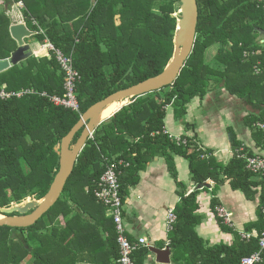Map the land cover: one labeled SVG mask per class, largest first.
<instances>
[{"label":"trees","instance_id":"16d2710c","mask_svg":"<svg viewBox=\"0 0 264 264\" xmlns=\"http://www.w3.org/2000/svg\"><path fill=\"white\" fill-rule=\"evenodd\" d=\"M20 1L24 3V23L34 32L32 36L54 48L45 56L33 53L0 72V90L34 91L21 97H0V207L21 203L28 197L45 196L60 167L61 141L81 116L98 101L166 68L175 48L179 20L175 16L176 6L181 5L180 0H14V3ZM197 1L196 41L178 78L160 90L133 97L97 126L83 147L63 194L34 225L0 227V264H22L27 257L32 264H77L80 254L89 251L87 245L95 241L97 264H118L115 222L107 207L97 201L95 190L108 163L123 159L129 163L121 167L119 176L120 195L125 204L131 188L140 182V172L157 155L165 157L180 196L174 207L177 220L169 234L174 261L240 264L244 256L259 250L257 237L242 240L234 228L218 217L216 208L221 205L217 196L220 186L228 182L246 199H258V218L247 222L245 231L257 230L260 234L264 230V174L253 173L247 168L246 158L239 157V154L256 156L261 153L258 151H264V131L256 126L264 120V7L258 0ZM6 2L8 9L12 0ZM7 9L0 11V61L10 59L18 49L10 32L13 20ZM215 45L212 64L208 52ZM57 50L71 60L79 74L76 82L79 110L56 105L42 95L66 93L67 74ZM222 89L253 107L244 122L255 146H247L234 127L229 126L233 155L225 163L218 160L214 149L199 144L197 134L182 136L187 141L183 144L171 139L166 130L168 108H173L176 118L184 120L193 100L203 101L212 90ZM190 126L195 127L196 123ZM82 130L76 133L73 143ZM173 153L188 161L195 184L190 193L179 180ZM209 179L214 182L211 210L221 228L235 235L231 244L208 246L196 231L202 221L197 213V197L202 190L199 185ZM61 216L68 217L63 228L57 224ZM106 232L107 239L103 236ZM100 249H105L108 255L102 260ZM140 249L134 253L135 264H143L149 251Z\"/></svg>","mask_w":264,"mask_h":264},{"label":"crops","instance_id":"0c3cea01","mask_svg":"<svg viewBox=\"0 0 264 264\" xmlns=\"http://www.w3.org/2000/svg\"><path fill=\"white\" fill-rule=\"evenodd\" d=\"M36 50H38V48L32 49V52L36 56H45L48 53L46 50L40 49V54H36ZM223 90L224 89L216 92L211 91L203 101L199 99L193 100L188 106V113L186 114L184 120L176 118L174 116V113H170L169 115H167L166 130L168 131L167 133L169 134V137L173 140H175L176 137H192L194 134H197L196 138L198 139L199 144H201L202 147L214 149L218 160L225 163L228 162L233 155V151H229L230 143H226L225 140L217 142L211 136L207 138L210 142V146H207L202 140V128L197 125L195 127L190 126L191 123H194L192 120L195 117L193 116L192 112V103L197 100V104H195L194 106L202 109L205 106L207 107L208 103L210 104L211 97L215 96L217 97V99H219V102H221V100H223L222 102H226L225 99L229 98L230 100L231 96L229 97L226 96L225 93H221ZM245 104L248 105L247 102H245ZM248 108L250 109H248L247 113L244 107L242 109L240 108L237 111H240L238 115L236 112V115L233 114V118L237 117L238 120H240L237 123L238 129H240V131L238 132L236 130V132H238L239 138L244 140L247 146L254 148V141L252 139L250 129L245 125L244 122L245 116L253 109L250 104L248 105ZM241 110L243 112H241ZM239 116H241V118ZM214 145L216 146L214 147ZM173 155L176 167L178 169L179 180L184 182L188 189V193H190L195 190V184L191 180L188 161L175 153H173ZM140 174V182L135 187L131 188L130 195L126 199V202L124 204L123 216L124 221L127 225L128 236L133 240H136L137 238H146L147 244L142 246L140 249L142 250L147 248L149 250L147 255H145L143 264H185L184 260H173V251L171 248L169 263L159 262L156 253L153 251V248H169V246L165 248L166 241L170 239V232L168 231L166 226L167 212L170 208L175 207L180 200L177 183L169 171L165 157L162 155L155 156L153 160L148 164L147 168L145 170H142ZM207 182H212V180L209 179ZM213 186L214 182L213 184H206L204 187H207L210 192L201 188L202 190H200L198 194L197 201L199 203V208L197 209V213L201 215L202 221L199 225L196 226V231L198 235L206 241V244L208 246H213L222 242L231 244L234 241L235 235L233 233H228L221 228L216 217L217 215L214 214L210 207L211 199L214 196L211 193V191L213 192ZM240 192L241 191L239 190H233L229 183L226 182L222 186H220L217 196L221 201V205L226 207L230 212L233 213V221L235 223L237 222L239 224H243L241 225V228H239L237 227L236 223V228H238V230H245L246 223L249 221H255L258 216L256 211V216H254V210L252 209V207H250L249 204L245 206L246 203L243 204L242 201L239 202V204H242V208L239 209L234 199H232V195H236L237 197H241V195L244 196V194L242 192L241 194ZM253 202H256L258 206V199L254 200ZM67 219L68 217L61 216L59 218L58 225L62 228L65 227ZM103 236L107 239L108 233L106 232ZM96 245V241L94 243H89L87 245V249H89V251H84L80 254V259L77 264H97V262H99L98 254L96 251H94ZM105 251V249L99 250V252L101 253L100 260L108 256L107 254L105 255ZM102 253L104 256L102 255ZM117 262L118 260L116 261V263Z\"/></svg>","mask_w":264,"mask_h":264},{"label":"water","instance_id":"95a60500","mask_svg":"<svg viewBox=\"0 0 264 264\" xmlns=\"http://www.w3.org/2000/svg\"><path fill=\"white\" fill-rule=\"evenodd\" d=\"M180 1L181 18L178 20V26L175 33L174 53L166 68L160 74L127 88L120 89L92 105L81 116L78 123L70 130V132L63 137L59 152L60 167L46 195L37 200H29L21 205L17 204L11 207H0V215L2 216V218H0V227H30L56 204L64 192L66 183L73 173L78 157L88 138L93 134L97 126L103 122L99 120V117L109 104L121 99L131 100L133 97L160 90L165 86L173 84L178 78L187 59L193 51L199 21L198 1ZM10 32L12 37L18 43V49L12 54L10 59L0 61V72L7 70L12 65L17 64L20 60L33 54L30 44H26L25 39L31 37L34 32L28 29L24 22L13 24L10 28ZM82 128L81 135L77 141L73 143L76 133ZM202 186L203 184L199 185V187ZM153 251L156 253L159 262H170V248H153Z\"/></svg>","mask_w":264,"mask_h":264},{"label":"built area","instance_id":"2783aa9c","mask_svg":"<svg viewBox=\"0 0 264 264\" xmlns=\"http://www.w3.org/2000/svg\"><path fill=\"white\" fill-rule=\"evenodd\" d=\"M259 4L264 7V0H258ZM46 51L50 48H54L51 43H45ZM58 59L62 64L63 69L66 71V93L64 96L49 95L47 92H43L42 95L48 96L50 100L56 105H63L73 110H79L80 104L76 96V82L79 79L78 72L71 65V60L64 57L61 51L57 50ZM257 71H259L257 69ZM32 89H26L19 92L7 91L5 88L0 90V97L5 99L12 95L18 97L23 96L27 93H33ZM256 126L264 131V120L256 123ZM177 143L186 144V140H182L181 137H176ZM205 157V156H204ZM239 157L246 158L247 168L256 174H264V156L256 155L250 156L246 154H239ZM129 163L125 160H114L110 161L107 165V169L102 175L98 182L97 189L95 190V196L98 202L104 204L108 209V214L113 218L115 222V230L117 234V243L119 247V258L118 264H135L134 253L139 250L142 246L147 244L146 238H137L131 241L127 233V225L124 221L123 211L124 204L120 195V182L119 176L121 175V167H127ZM217 215L222 219L224 224L229 225L238 232L241 239L249 241L252 237H257L259 240V250L253 252L248 256H244L240 264H261L263 262V251H264V230L259 234L257 230L253 232H247L245 230H238L233 221V213L230 212L226 207L220 205L217 206ZM264 211V210H263ZM177 215L174 207L170 208L167 212L166 226L168 231L174 229ZM171 240L166 241V247L169 246Z\"/></svg>","mask_w":264,"mask_h":264},{"label":"rangeland","instance_id":"374dc122","mask_svg":"<svg viewBox=\"0 0 264 264\" xmlns=\"http://www.w3.org/2000/svg\"><path fill=\"white\" fill-rule=\"evenodd\" d=\"M7 5H8V3L6 2V0H0V11H2V9H7ZM23 8H24V3L22 1L14 3V0H12L11 7L7 9V14L10 15L12 20H13L12 24L17 23V22L21 23V22L25 21L23 18V12H22ZM176 8L177 9L175 12V16H177L180 19L181 13H180L179 5H177ZM25 43L30 44L31 49L38 48V50H36V54H40V51H39L40 49L47 50L46 47H48L45 44H40V42L33 36L26 38ZM214 47L215 48L210 49L208 52L209 59H211L216 52L217 46L215 45ZM214 62L215 61H212V59H211V63L213 64ZM213 86H214V84L211 85V87H213ZM212 91L216 92V90H212ZM221 93H225L226 96H229V97L231 96L226 90L225 91L223 90ZM225 100H226V102H222L223 100H221V102H219V99H217L216 96L211 97L210 104L208 103L207 107L205 106L202 109H199V108L194 106L195 104H197V102H196L197 100L192 103L193 104L192 112H193V116H195L194 119L192 117V119H193L192 121L194 123H196L197 126H200V128H202L201 129L202 130V140L207 146H210V142L208 141L207 138L211 137V136L217 142H221L222 140H225L226 143H229V139H228V135H227V128L229 126H233L235 130H237L238 132L240 131V129H238V126H237L238 125L237 123L240 120H238L237 117L233 118V114L236 115V112L240 108L242 109L243 107H244L246 113H247L248 109H250V108H248L249 104L247 105L242 100L235 98L233 96H231L230 100H229V98H227ZM129 102H130V100H126V103L125 104L123 103V105H126ZM117 104L119 105L117 109H119L121 106H123L122 103H117ZM172 109L173 108H168V115L170 113L171 114L173 113ZM239 112H237V115ZM241 112H243V111L241 110ZM240 114H242V113H240ZM111 115H109V118L111 117ZM107 117H105V118L107 119ZM239 117L241 118V116H239ZM105 120H103V121H105ZM242 136H243V134H242ZM217 144H219V143H217ZM216 145H214V147ZM229 151H231V147H229ZM258 152H261L258 155H260V156L264 155V151H258ZM206 183H209V184L212 183L213 184V181L212 182H206ZM205 185H203L202 187H199V188H203ZM208 192H210V191L208 190ZM211 193L213 195L212 191H211ZM232 199H234V201L238 205L239 209L242 208V204H239L240 201H242L243 204L246 203L245 206H247V204H249L250 207H252V209L254 210L253 211L254 216H256L255 215V211H256V207H257L256 202L249 201L243 195H241V197H237L236 195H232ZM29 200H37V198L36 197H28L25 200H23L21 203H18V204L21 205L22 203H26ZM15 205H17V204L12 203L9 207L15 206ZM218 206H220V205H218ZM246 208H248V207H246ZM233 220H234V216H233ZM236 223H235V225H236ZM57 224H59V219H58ZM241 225H243V224L237 223V227L241 228ZM31 263H32V259L30 257H27L22 264H31Z\"/></svg>","mask_w":264,"mask_h":264},{"label":"bare ground","instance_id":"6f19581e","mask_svg":"<svg viewBox=\"0 0 264 264\" xmlns=\"http://www.w3.org/2000/svg\"><path fill=\"white\" fill-rule=\"evenodd\" d=\"M117 103H123L125 104L126 103V100L124 99H121L119 101H115L111 104H109L104 110L103 112L101 113L100 117H99V120L102 122L103 120H105L106 118L105 117H109V115H111L112 113H114L116 111V109L118 108V104ZM117 104V105H116ZM107 117V118H108ZM0 218H2V216L0 215Z\"/></svg>","mask_w":264,"mask_h":264}]
</instances>
